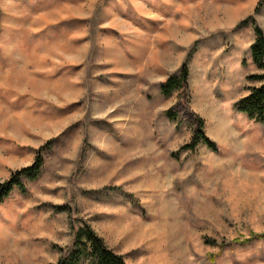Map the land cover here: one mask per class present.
Wrapping results in <instances>:
<instances>
[{"label": "rangeland", "instance_id": "1", "mask_svg": "<svg viewBox=\"0 0 264 264\" xmlns=\"http://www.w3.org/2000/svg\"><path fill=\"white\" fill-rule=\"evenodd\" d=\"M255 25L264 0H0V183L43 158L0 202V264L84 222L131 264H264V121L234 107ZM198 116L216 150L181 149Z\"/></svg>", "mask_w": 264, "mask_h": 264}, {"label": "trees", "instance_id": "2", "mask_svg": "<svg viewBox=\"0 0 264 264\" xmlns=\"http://www.w3.org/2000/svg\"><path fill=\"white\" fill-rule=\"evenodd\" d=\"M255 39L250 49L254 63L262 70L261 72L251 73L247 77L251 80H259L261 84L257 86H249V92L240 97L235 103L236 110L247 115L248 119L262 122L264 121V30L258 26H254ZM189 68L187 61L183 62L182 67L177 75H170L162 84V93L165 96L170 95L174 90H180L188 87ZM170 118H176L177 112L172 108L166 110ZM199 127L189 142L184 143L181 149H194L199 141H203L210 148L216 150V142L206 134L203 130L204 120L200 116L196 118ZM43 149L40 147L39 151ZM43 165L41 155L35 161L21 169H18L6 181L0 183V202L10 194L16 187L24 191L25 185L21 177L36 178ZM61 207V206H60ZM257 237V236H255ZM63 250V248H61ZM131 264L125 257L111 248L105 239L88 223L84 222L75 229L74 240L52 264Z\"/></svg>", "mask_w": 264, "mask_h": 264}]
</instances>
